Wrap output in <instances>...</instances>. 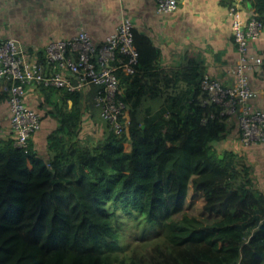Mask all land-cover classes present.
I'll use <instances>...</instances> for the list:
<instances>
[{
	"label": "trees",
	"instance_id": "1",
	"mask_svg": "<svg viewBox=\"0 0 264 264\" xmlns=\"http://www.w3.org/2000/svg\"><path fill=\"white\" fill-rule=\"evenodd\" d=\"M247 1L264 22V0ZM133 37L136 71L118 73L125 133L74 141L81 95L47 88L74 102L66 113L58 108L49 160L32 141L27 152L14 139L0 141V264H264V194L225 148L230 130L219 108L199 103L203 74L197 67L175 74L193 92L183 105L171 96L159 117H147L139 106L158 92L145 81L160 77L159 53L147 37L134 30ZM193 202L197 216L185 214ZM155 230L163 240L145 246Z\"/></svg>",
	"mask_w": 264,
	"mask_h": 264
},
{
	"label": "crops",
	"instance_id": "2",
	"mask_svg": "<svg viewBox=\"0 0 264 264\" xmlns=\"http://www.w3.org/2000/svg\"><path fill=\"white\" fill-rule=\"evenodd\" d=\"M232 1L177 0L174 12L160 14L156 11L157 0H0V40L14 39L29 57L40 60L50 43L67 40L81 29L95 44H101L127 18L133 23L134 32L147 37L159 53L160 77L145 81L147 90L158 92L152 97L145 96L139 106L147 117H159L162 109L173 102L171 96L183 105L186 100L183 95L193 92V88L173 78L183 69L197 67L200 74H208L225 85L236 82L231 70L236 68L239 55L227 9L238 0ZM239 8L245 21L255 17L250 1L240 0ZM249 53L264 58V29L249 44ZM246 76L257 93L249 100V106L253 111H264V67H255ZM95 91L94 86H89L84 93H78L81 97L76 108H80L81 132L74 141L94 142L109 133L94 103ZM67 96L65 91L42 87L26 90L25 103L41 116V129L32 139L33 148L45 160L50 158L48 136L59 127L58 108L63 105L66 113L74 107ZM163 115L167 117L168 113ZM9 139H14V135L6 93L0 87V141ZM226 145L236 154L239 164L249 167L252 185L264 194V146L239 147L235 122L231 124Z\"/></svg>",
	"mask_w": 264,
	"mask_h": 264
},
{
	"label": "built area",
	"instance_id": "3",
	"mask_svg": "<svg viewBox=\"0 0 264 264\" xmlns=\"http://www.w3.org/2000/svg\"><path fill=\"white\" fill-rule=\"evenodd\" d=\"M239 1L227 9L239 55L236 68L231 70L236 82L225 85L204 74L198 100L203 107H218V117L225 118L226 122H235L239 147L248 148L264 146V111H253L249 106V100L257 93L251 89L246 76L255 67H264V58L249 53V44L260 37L264 22L255 17L245 21ZM176 9L177 0H157L156 11L160 14ZM133 30V23L124 18L103 43L95 44L81 29L67 40L50 43L40 60L29 57L14 39L0 40V87L6 93L14 145L27 152L34 135L41 129L40 114L25 103L29 87L84 93L87 87L94 86V103L108 130L117 136L125 133L128 105L120 98L118 73L132 75L136 71L138 52ZM214 117V113L210 115Z\"/></svg>",
	"mask_w": 264,
	"mask_h": 264
},
{
	"label": "rangeland",
	"instance_id": "4",
	"mask_svg": "<svg viewBox=\"0 0 264 264\" xmlns=\"http://www.w3.org/2000/svg\"><path fill=\"white\" fill-rule=\"evenodd\" d=\"M166 93H169V92L166 91ZM166 93L164 92V94H166ZM183 97L185 98V95H183ZM126 123H127V128H128V126H129V117L126 120ZM232 123H233L232 121L227 122V127H228L229 130H231V124ZM225 148H229V146L225 145ZM129 149H130V147L127 145L126 146V151H129ZM256 190L259 191V192L262 191L260 188L259 189H256ZM185 214H187V215H196V216L198 215V211L196 210L195 202H193V203H187V209L185 210ZM201 220L204 223H212L214 221V220L205 221L203 219H201ZM125 225H129L130 226L131 223L130 222H127ZM133 229L134 228H131L129 232L133 231ZM146 237H147L146 240H144V245L145 246H152V245H154L156 243H160V240H163V236H162V231L161 230H155V232L152 231L151 234H146ZM137 243L139 244V242H137ZM131 248H135V246L134 247H130V249ZM137 251L138 252H142L143 250L139 246V248L137 249Z\"/></svg>",
	"mask_w": 264,
	"mask_h": 264
},
{
	"label": "clouds",
	"instance_id": "5",
	"mask_svg": "<svg viewBox=\"0 0 264 264\" xmlns=\"http://www.w3.org/2000/svg\"><path fill=\"white\" fill-rule=\"evenodd\" d=\"M107 127H108V125H107ZM109 131V130H108Z\"/></svg>",
	"mask_w": 264,
	"mask_h": 264
}]
</instances>
